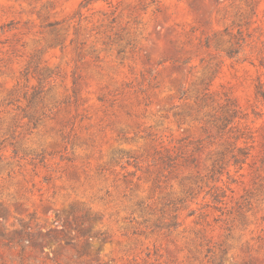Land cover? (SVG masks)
Wrapping results in <instances>:
<instances>
[{
    "label": "rangeland",
    "instance_id": "rangeland-1",
    "mask_svg": "<svg viewBox=\"0 0 264 264\" xmlns=\"http://www.w3.org/2000/svg\"><path fill=\"white\" fill-rule=\"evenodd\" d=\"M258 85L264 0H0V264H264Z\"/></svg>",
    "mask_w": 264,
    "mask_h": 264
},
{
    "label": "trees",
    "instance_id": "trees-1",
    "mask_svg": "<svg viewBox=\"0 0 264 264\" xmlns=\"http://www.w3.org/2000/svg\"><path fill=\"white\" fill-rule=\"evenodd\" d=\"M256 96L260 97L261 100L264 102V89L262 88L261 85L257 86ZM248 154H249L248 148H246L245 146H238L236 151L231 154V158H232L231 164L241 165L245 161V159L247 158ZM221 167H222V164H220L218 166V168H221ZM212 196H213L212 197L213 200H215V201H217L219 198L218 194L215 192L212 194Z\"/></svg>",
    "mask_w": 264,
    "mask_h": 264
}]
</instances>
